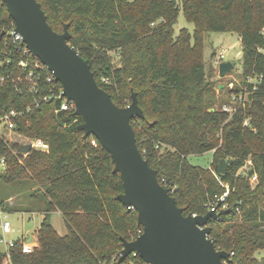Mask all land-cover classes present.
I'll use <instances>...</instances> for the list:
<instances>
[{
  "label": "trees",
  "instance_id": "obj_1",
  "mask_svg": "<svg viewBox=\"0 0 264 264\" xmlns=\"http://www.w3.org/2000/svg\"><path fill=\"white\" fill-rule=\"evenodd\" d=\"M38 1L56 31L69 24L72 45L118 106L137 93L145 114L133 120L139 149L184 214H206L227 192L218 211H228L208 223L216 247L230 253L225 264H264L256 256L264 249V0ZM181 9L193 33L183 28L175 35ZM13 23L0 0V123L15 110V131L49 147L24 155L22 143L0 136L1 208L43 213L39 246L24 253L18 243L11 260L0 247V264H146L133 255L118 263L122 239L142 229L138 213L117 198L124 185L109 152L95 136L84 137L75 110H61L60 83L48 81L51 72L9 35ZM209 31L235 32L243 44L249 98L232 115L209 110L218 100L206 81ZM209 151L208 167L189 160ZM221 159L231 160L225 174ZM14 193L25 196L22 204H10ZM55 211L64 215L66 235L51 224Z\"/></svg>",
  "mask_w": 264,
  "mask_h": 264
},
{
  "label": "water",
  "instance_id": "obj_2",
  "mask_svg": "<svg viewBox=\"0 0 264 264\" xmlns=\"http://www.w3.org/2000/svg\"><path fill=\"white\" fill-rule=\"evenodd\" d=\"M15 23V32L23 44L53 73L62 86V95L75 105V114L82 117L78 128L84 137L95 136L109 152L114 173H119L124 192L117 196L128 209L138 213L137 222L143 232L135 240L122 239L118 263L136 251L147 264H225L230 253L216 247L210 238L211 219L228 210L218 204L206 214H184L170 189L162 185L158 172L152 168L139 149L133 120L145 118L138 96L132 91V102L118 106L102 88L90 64L71 43L69 24L63 32L48 22L38 0H1ZM235 64L219 65L220 76L230 73ZM214 110V109H212ZM31 144H22L21 153H29ZM230 159H221L219 172L225 174Z\"/></svg>",
  "mask_w": 264,
  "mask_h": 264
},
{
  "label": "rangeland",
  "instance_id": "obj_3",
  "mask_svg": "<svg viewBox=\"0 0 264 264\" xmlns=\"http://www.w3.org/2000/svg\"><path fill=\"white\" fill-rule=\"evenodd\" d=\"M180 2V0H177ZM187 28L190 33L194 32L195 26L192 22L188 21L183 10H180L178 20L174 26V33L178 35L180 30ZM115 62H117V55L115 54ZM243 44L240 35L235 32H217L209 31L205 33L204 38V61L206 71V81L211 83L213 89L217 94V102L215 107H211L209 110L214 111L216 108L224 110L229 114L236 112L241 107L243 101L248 100V86L245 84L242 78L243 74ZM232 62L235 64L233 70L226 76L221 77L219 72V65L221 62ZM254 80L251 79L250 82ZM246 82H248L246 80ZM131 99L126 103L130 104ZM214 109V110H212ZM230 115V117H231ZM229 117V119H231ZM247 121H245V124ZM6 123L0 124V136H5L11 141H18L24 143L27 138L18 134L15 129L6 127ZM219 137H222V132H219ZM189 160L201 167H208L213 160V151H209L203 154L191 155ZM23 192V191H22ZM25 200L23 194L14 193L12 199L9 200L10 204H14L18 201L20 204ZM5 220L9 221L13 232L6 235L7 240H20L26 238V242L30 243L37 240V233L40 223L43 219V213L40 211L35 212H3ZM50 221L53 227L60 235H66L68 230L65 224L64 215L60 211L51 212ZM0 234L1 221H0ZM2 248H5L1 244ZM256 256L261 258L264 256V249L256 252Z\"/></svg>",
  "mask_w": 264,
  "mask_h": 264
},
{
  "label": "built area",
  "instance_id": "obj_4",
  "mask_svg": "<svg viewBox=\"0 0 264 264\" xmlns=\"http://www.w3.org/2000/svg\"><path fill=\"white\" fill-rule=\"evenodd\" d=\"M1 2H2V1H1ZM9 35L12 36L14 42H19V43H21L22 45H24V44L22 43V42H23V37H22L20 34H16V32H15V23H13V27H12V29L9 31ZM24 51H25L26 53L31 54V53L28 51V49L25 47V45H24ZM33 57H34V56H33ZM34 58H36V57H34ZM36 59H37V58H36ZM38 60H39V59H38ZM21 65L25 67V66L27 65V62L22 61V62H21ZM36 65H38V63H37ZM34 75H35V73L32 71V72L29 73L28 78L31 79V78H33ZM47 79H48V81H50V82L53 81V79L55 80V77H54V75H53L52 72H51V74L48 76ZM60 86H61V85H60ZM31 89H32L33 91H38V87H37L36 82H34V83L32 84ZM58 97L61 98V99H63V102H62V104H61V110H69V109H73V110H75V105H74V103L71 102V101H68V100L66 99V97H64V96L62 95V86H61V88H60V93H59ZM19 114H20L19 112L15 111V110H12V111H10V113H8V114H6L4 117H2V119H1V123H6V124H7L6 127H9V128H11V129H15V123H14V121H13V117L19 116ZM1 123H0V124H1ZM22 144H31L32 149H33V148H35V149H45V148H48V147H49L48 143H47L46 141H44L43 139H41V138H35V139L27 138V140H26L24 143H22ZM22 154L26 155L25 153H22ZM4 169H5V159H1V160H0V170H4ZM256 179H257V176L254 175V176L251 178V181H255ZM226 196H227V192H226L222 197H220V198L218 199L217 203H216V202H212V203L210 204L209 209H212L213 207H215V206L218 204V202H219L220 200L223 202ZM215 203H216V204H215ZM223 208H226V205H224ZM3 212H5V211H4V210L1 208V206H0V221H1V230H2V234H0V247H1V244H3V245L5 246V248H2V247H1L2 252L5 254V256H6L9 260H11V258H12V250L15 249L16 246H17V244L19 243L22 252H24V253H32V252H33V251L39 246L38 238H37L36 241L30 242V243L26 242V241H27L26 238L21 239V240H23V241H20V240H17V241H16V240H7V239H6V235L9 234V233H11V232H13V229H12V227H11L10 222L7 221V220H5V217H3V215H2ZM194 215H197V214L195 213ZM142 232H143V228H142V229H138V230H137V237H138L139 235H141ZM137 237H136V238H137ZM136 238H134V239H132V240H135ZM130 255H133L134 257L139 256V254H138L136 251H133ZM130 255H129V256H130ZM118 256H120V255H118ZM129 256H128V257H129ZM139 257H140V256H139ZM118 259H119V258H118ZM128 264H136V263H135V261L132 260V261H130ZM146 264H147V263H146Z\"/></svg>",
  "mask_w": 264,
  "mask_h": 264
}]
</instances>
